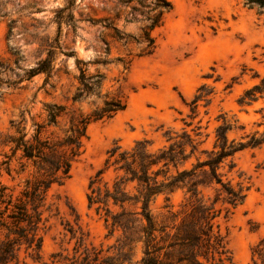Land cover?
<instances>
[{
	"label": "rangeland",
	"instance_id": "1",
	"mask_svg": "<svg viewBox=\"0 0 264 264\" xmlns=\"http://www.w3.org/2000/svg\"><path fill=\"white\" fill-rule=\"evenodd\" d=\"M116 1L0 0L1 133L9 130L11 120L22 116L28 126L32 119L41 121L43 105L48 102L65 104L83 114L101 106L105 98H118L125 104L112 117L89 123L83 152L73 163L70 177L50 189L53 206L41 252L45 261L56 251L72 254L73 230L76 235L83 234L88 246L102 248L103 254L126 253L122 264H136L141 259V239L127 238L120 227L111 228L87 206L89 179L103 166L107 149L114 142L130 147L135 140L148 138L155 149L165 143L167 127H184L194 134L192 129L200 126V148L210 149L215 127L221 122L217 120L219 114L236 123L237 129L228 132L230 138L263 129L264 97L248 104L237 100L264 75V6H249L245 0H168L170 10L162 24L151 31L153 50L145 53L144 43L124 44L113 36L116 26L140 38L143 24L125 22L123 14L115 18ZM60 10V16L72 12L74 29L61 22L58 30L56 15ZM57 31L63 51L56 52L55 68L47 83L44 73L20 80L39 58L40 38H53ZM14 50L23 57L17 62ZM70 51L73 53H64ZM80 67L87 74H103L101 95L92 94L72 103L71 96L80 86ZM5 80L18 82L12 86ZM202 84L210 101L205 104L200 100L192 118L189 103ZM6 150L0 145V160ZM234 160L232 176L237 179L235 171H241L252 187L244 203L227 217L221 215L218 222L223 232L228 231L234 264H248L251 245L264 234V146L243 150ZM111 176L108 170L103 179ZM23 177L11 179L4 168L0 169V180L9 186H16ZM180 196L176 193L172 201L176 204ZM162 203L159 196L152 207L158 210ZM112 209L119 210L117 206Z\"/></svg>",
	"mask_w": 264,
	"mask_h": 264
},
{
	"label": "trees",
	"instance_id": "2",
	"mask_svg": "<svg viewBox=\"0 0 264 264\" xmlns=\"http://www.w3.org/2000/svg\"><path fill=\"white\" fill-rule=\"evenodd\" d=\"M245 3L264 6V0ZM170 8L168 0H117L113 6L115 18L123 14L125 22L136 20L143 24L140 38L116 26L113 36L124 44L144 43L145 53H150L154 47L151 31L162 24ZM61 11L56 15L58 30L61 22L74 29L72 12L60 16ZM58 51H63L59 31L53 38L41 37L39 58L20 80L44 73L47 83ZM12 53L17 57L15 62L23 58L17 50ZM85 70L80 67V86L71 96L72 103L92 94L101 95L103 74H87ZM5 82L15 86L18 81ZM204 87L202 84L190 100L192 118L200 100L205 104L210 101L209 92L203 93ZM261 96L264 97V75L244 90L237 101L248 104ZM43 106L45 115L41 121L32 119L28 126L22 116L9 122L7 132H0V145L7 147L0 169L4 168L11 179L24 176L16 186L0 180V264H122L127 259L126 253L103 254L102 248L88 246L83 234L76 235L74 230L72 254L56 251L45 261L41 252L53 206L50 189L70 177L73 163L83 152L89 123L112 117L125 104L118 98H105L101 106L87 114L76 113L75 109L56 102ZM217 120L221 122L215 127L210 149L200 148L203 143L198 138L200 126L192 129L194 134L184 127L180 130L167 127L163 132L165 143L155 149L148 138L137 139L130 147L114 142L107 149L103 166L90 177L86 192L88 208H93L111 228L120 227L127 238L141 239L143 255L136 264H234L228 231L221 230L218 219L243 204L252 187L249 177L245 178L241 171H235L237 179L232 176L236 167L234 158L243 150L264 146V124L260 131L230 138L228 132L237 129L236 123L225 114H219ZM108 170L112 176L105 180L103 174ZM176 193L181 196L175 204L172 198ZM159 196L163 197V203L154 210L152 205ZM113 206L119 210L114 211ZM248 264H264V234L251 245Z\"/></svg>",
	"mask_w": 264,
	"mask_h": 264
}]
</instances>
